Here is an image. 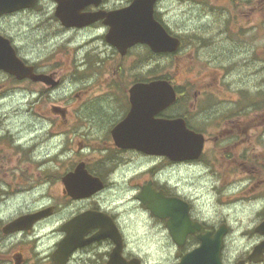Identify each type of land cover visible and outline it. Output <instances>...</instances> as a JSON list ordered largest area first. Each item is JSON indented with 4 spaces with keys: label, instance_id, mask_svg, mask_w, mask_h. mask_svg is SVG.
<instances>
[{
    "label": "flooded vegetation",
    "instance_id": "af4514ba",
    "mask_svg": "<svg viewBox=\"0 0 264 264\" xmlns=\"http://www.w3.org/2000/svg\"><path fill=\"white\" fill-rule=\"evenodd\" d=\"M132 1L101 0L80 14L106 15ZM176 2L200 22L174 28L166 0L154 2L153 18L178 42L164 54L141 42L118 51L106 41L105 17L66 28L54 0L0 15V64L16 59L25 74L0 69V264H113L116 241L127 263L180 264L202 233L177 245L168 219L142 203L152 190L184 202L189 220L212 235L224 226L221 264H264V0ZM198 62L204 70L192 81L176 84L170 73L176 99L155 118L183 119L202 137L200 156L174 162L130 147L140 136L122 125L130 91L153 82L158 66L174 74ZM181 172L239 179L248 219L217 209L214 184L207 194L202 186L196 207L172 179ZM143 240L157 251H143ZM228 240L236 245L226 251Z\"/></svg>",
    "mask_w": 264,
    "mask_h": 264
},
{
    "label": "water",
    "instance_id": "95a60500",
    "mask_svg": "<svg viewBox=\"0 0 264 264\" xmlns=\"http://www.w3.org/2000/svg\"><path fill=\"white\" fill-rule=\"evenodd\" d=\"M57 3L56 16L66 27H83L101 18L96 14H80L87 5H98L100 0H54ZM35 0H0V14L33 6ZM155 0H133L132 4L120 11L106 14V25L110 27L107 42L122 53L135 43L147 44L154 52L173 51L177 41L169 38L162 26L152 17V4ZM3 43L0 41V48ZM15 63L7 67L0 64V69L22 79L23 67ZM20 72V73H19ZM27 75H29L27 73ZM35 80H43L36 76ZM175 101V93L165 80H156L149 84H139L130 91L131 113L122 125L133 126L140 134L132 139L130 147L137 148L145 154L164 156L174 162L197 159L202 150V137L189 131L182 119H155L154 116L169 107ZM130 118V119H129ZM142 203L160 219H168L167 228L173 239L181 245L188 234L195 231L204 232L198 237L200 246L185 255L180 264H220L222 237L226 233L220 228L214 235L205 232L188 218L185 203L176 198H165L163 193L153 190L147 195L142 193ZM158 204V206L154 205ZM174 205H178L175 207ZM34 219V216H32ZM114 239L113 235H107ZM118 236V235H117ZM115 240V239H114ZM112 255L113 263L120 261L119 243ZM137 264V263H136Z\"/></svg>",
    "mask_w": 264,
    "mask_h": 264
},
{
    "label": "rangeland",
    "instance_id": "374dc122",
    "mask_svg": "<svg viewBox=\"0 0 264 264\" xmlns=\"http://www.w3.org/2000/svg\"><path fill=\"white\" fill-rule=\"evenodd\" d=\"M109 3H114V0H108ZM117 1V0H115ZM120 1V0H119ZM171 1V0H169ZM168 0H166L167 9H168V15L167 19L172 21V24L175 25L172 26L174 28H186L188 27L186 23L190 27H196L198 26V23L200 20H196L194 18H191V14L196 15L197 12L192 11L191 13H188L187 5L182 3L179 4L176 2V0H172V3H169ZM189 17V18H188ZM23 21V23H17L15 31L23 33L24 29L27 27V24L25 22H28V18H20L18 21ZM184 21V24H182ZM34 26V24H33ZM23 40L26 41V39L23 37ZM37 43L31 45H36ZM192 50L190 51L188 55L189 60H193V54ZM158 73L161 72V74H167L170 76L173 75L174 81L176 84H183L185 82V78L187 80L192 81L193 77H198L199 71H203V64L201 63H194L190 64L187 63L185 67H178L174 69V74H172V68L164 67V66H158ZM156 69V70H157ZM219 74V72H218ZM206 179H203L200 174L195 173V174H188V173H180L179 175H176L173 179L174 183H176L181 190V192L185 195L188 196V199L194 204H197L200 202L201 199V193L203 192L202 186L205 184L206 185V191H204V194L208 193V189L211 187V185L218 186V193L217 195L213 198V203L217 205V209H221L224 212V209H231L235 210L236 213L234 215L237 217V220H243L246 221L248 219V210H246L247 205H248V195L245 192H242L244 189V183H240L239 179H234V178H229V179H221V180H216L212 179L210 177H204ZM212 191V190H210ZM207 203H210V199H208ZM212 203V202H211ZM219 213V212H218ZM233 218V217H232ZM229 240L227 241V245L225 246L226 251L231 250L234 248L236 243H228ZM148 243V244H147ZM140 244V243H139ZM153 245L150 244V242H146L143 240L142 248L143 251H150L152 249H156V243L152 242ZM157 251V249H156ZM142 252V250H141ZM153 256H149L151 263H155L156 259L152 258Z\"/></svg>",
    "mask_w": 264,
    "mask_h": 264
},
{
    "label": "trees",
    "instance_id": "16d2710c",
    "mask_svg": "<svg viewBox=\"0 0 264 264\" xmlns=\"http://www.w3.org/2000/svg\"><path fill=\"white\" fill-rule=\"evenodd\" d=\"M160 77H167V75H165V74H164V75H162V74L160 73Z\"/></svg>",
    "mask_w": 264,
    "mask_h": 264
}]
</instances>
